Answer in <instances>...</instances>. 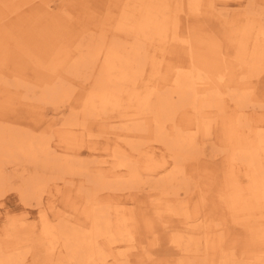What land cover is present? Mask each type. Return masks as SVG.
<instances>
[{
	"label": "bare ground",
	"instance_id": "bare-ground-1",
	"mask_svg": "<svg viewBox=\"0 0 264 264\" xmlns=\"http://www.w3.org/2000/svg\"><path fill=\"white\" fill-rule=\"evenodd\" d=\"M55 1L0 0L1 35L11 29L1 21L15 14L17 33L65 73L39 79L7 71L0 78V199L14 191L22 204H39L46 182L37 169L56 171L66 192L57 246L48 248L45 264H64L61 253L68 264H264V116L245 113L261 108L264 97L244 87L264 78L257 1L217 0L237 1L222 12L214 0H110L115 15L100 17L91 9L95 0H59L56 10ZM256 84L264 93V82ZM63 101L83 111L59 120V142L73 153L108 142L109 167L104 160L88 166L77 154L61 160L51 134L20 126L17 109ZM93 126L102 133L93 134ZM207 140L221 155L219 178L197 161ZM22 162L33 171L11 186L5 169ZM227 175L246 177L248 192L230 186ZM144 177L149 184L139 193ZM118 190H129L131 209L123 211L118 199L99 202L100 193ZM40 218L51 233L46 211ZM138 226L174 247L169 260L139 253L142 241L132 240ZM18 243L1 236L0 264H23ZM124 243L137 252L127 253Z\"/></svg>",
	"mask_w": 264,
	"mask_h": 264
},
{
	"label": "rangeland",
	"instance_id": "rangeland-1",
	"mask_svg": "<svg viewBox=\"0 0 264 264\" xmlns=\"http://www.w3.org/2000/svg\"><path fill=\"white\" fill-rule=\"evenodd\" d=\"M256 1L257 6L261 7L264 10V0ZM58 3L59 0H56L52 3V6L55 10L57 8L56 6L58 5ZM213 4L216 9H220L222 12H231V9H233L231 6H237V1L231 3L227 2L226 5V2L219 3L217 0H214ZM243 4H245V2H243ZM91 5V9H94V13L99 15V17L107 11H110V15H115L114 11H111L112 7L110 0H95ZM211 13L212 10L210 9L207 14L211 15ZM17 21L18 20L15 14L9 15L7 18L1 21V27L7 26L11 29L9 31H6L7 33H2V35L0 31V78L4 77L7 71H12L19 74H26L29 77L39 79L48 76L65 77L64 69H60L59 67L52 69L49 67V63L52 56L51 54L43 55L37 53L32 49L31 46H29L25 42V39H23L17 33V30L15 28ZM217 28L218 27H215V29ZM261 69L263 70V62ZM88 80H90V78ZM248 80H256V78L252 77V79ZM258 82H264V78H262L260 81L250 83V85H254L253 88L250 87L249 84L247 86L244 85V87H246L245 92L247 94H253L255 90L256 95L264 97V93H258V86L256 84ZM54 107H57V111H59V113L53 112ZM82 111V105L78 102L63 101L61 103L56 104V106L41 103L38 106L31 107L30 109H17L15 113H17L21 118H23V120H20V126L25 127L30 131H43L45 133L51 134V141H53V143H58V145L60 146L59 148L61 154H59V157L61 160L69 159V155L77 154L79 156H85V160L87 161L88 166H92V161L94 160H104L106 163L104 166L109 167L111 165V162L113 161V157L111 156L110 150H108V146H111L107 145L108 142L106 143L105 141H102L100 139L98 142L87 145L86 147H84L85 145L81 146L80 149L75 146L72 147V149L75 150V152L73 153L67 150L69 149V146L66 143L61 141L60 143L58 140L59 138L65 136V132L60 130L61 127L58 124L59 120L61 122L62 120L67 118L71 113L73 115L74 113H76L77 115H81ZM253 111L264 116V103L262 104L261 108L255 106L253 108L250 107L246 109L245 113L247 114L248 112ZM1 121L5 123V120L0 118V122ZM49 125L52 126V130H55L53 131V133H51V130V132H46L49 131ZM92 128L93 134L100 135V133H102L101 128L97 126H93ZM110 138H112V136H110ZM140 141L143 140L141 139ZM212 146V140H207L205 143L201 142L198 147L199 154L197 157V161L199 164L200 162L206 164V169L214 171L216 173L215 175L217 176V178H219L221 174V168H219V158L221 155L216 156L217 150H213ZM154 150L157 151L156 155L163 154V150L160 147ZM22 164L16 167L7 166V168L5 169L8 182L11 186H18L21 183L22 179H26L27 176H29L33 171L32 165H30L28 162H22ZM157 170L158 166L156 165L155 171L157 172ZM55 172L37 169L38 175H40L43 181L46 182L45 191L43 192V196L39 204H36L34 200L31 201L30 206L22 204L18 198V195L14 191H9L4 197L0 199V238L2 236L3 240H18L20 242L14 247V250H17L16 252H18L21 256L24 257L23 264H45L48 254V248L54 245L57 246L54 242L56 240L54 237L56 235L54 233V227L57 221L60 219L58 213L62 212L65 209L63 207V201L65 200L64 194H66V192L65 188H63L64 186L62 185L63 182H60V180L55 179ZM65 177L66 179H71L69 176ZM227 177L229 179H226V182L230 183V186L236 184L237 186H240V193L248 192V180L246 179V177L237 180L231 179L228 175ZM148 184L149 183H147V178L144 177L143 181L140 182L138 185L139 188L137 189V192H146ZM186 189L188 190V193H191L193 191L192 186H187ZM183 191L184 190L181 189L179 190V193H182ZM128 194L129 190H118L116 192L106 191L100 193L98 197L100 196L99 202L108 204L110 206H112V203L115 201V199H118L121 201L122 206L120 207L124 208L123 211H127L133 206L131 196ZM191 195L192 194H190V196ZM139 197L140 196L138 195V198ZM44 211H46L48 217L47 224L49 230L51 231V233L49 234H45L42 230L40 215ZM64 211H67V209H65ZM82 220L83 219L79 220V222L81 223ZM86 223L87 222L83 223L85 225H81L83 227L87 226ZM143 233L144 230L138 226L137 232L135 233L132 239L142 241L139 246L140 248H138V250L140 251L139 253L144 250L145 252L143 254H145L146 252L152 253L155 255V259L157 261L165 262L169 260V256L174 251V247L169 245L168 243H161L159 241L155 242L153 240V235H148L146 237ZM127 245L129 244H122V248L127 247V253L137 252L136 250L130 248ZM60 255V257L62 258L60 262L68 264L64 260V255H62V253ZM109 260L110 258H108V262Z\"/></svg>",
	"mask_w": 264,
	"mask_h": 264
}]
</instances>
